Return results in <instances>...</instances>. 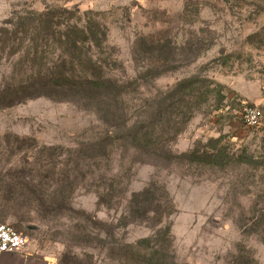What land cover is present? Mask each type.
<instances>
[{
	"label": "rangeland",
	"instance_id": "374dc122",
	"mask_svg": "<svg viewBox=\"0 0 264 264\" xmlns=\"http://www.w3.org/2000/svg\"><path fill=\"white\" fill-rule=\"evenodd\" d=\"M47 7L106 27L98 58L130 80L131 122L152 97L162 111L187 77L208 95L175 127L171 158L135 151L122 131L108 136L107 95L0 108V222L58 264H264V124L241 116L264 108V0H0V24ZM25 68L3 60L0 87ZM208 152L215 162L196 157ZM153 185L166 215L128 216L131 194ZM140 240L146 257L128 262Z\"/></svg>",
	"mask_w": 264,
	"mask_h": 264
},
{
	"label": "trees",
	"instance_id": "16d2710c",
	"mask_svg": "<svg viewBox=\"0 0 264 264\" xmlns=\"http://www.w3.org/2000/svg\"><path fill=\"white\" fill-rule=\"evenodd\" d=\"M82 18L78 11L47 7L42 11H26L0 24V64L11 58L14 65L26 66L21 74L12 76L11 81L0 87V108L37 97L96 103L107 95L108 117L113 121L108 136L122 131L124 140L130 141L135 151L165 152L171 158L169 143L175 136V127L193 116V100L202 101L208 95V91L198 86L204 80L190 76L179 81L168 90L162 111L156 109V98L152 97L146 100L140 119L131 122L122 108L130 80L112 76L98 58L106 43V27L100 23L88 25ZM159 125H164L163 138L157 136ZM215 156L208 152L196 157L215 162ZM158 199L154 185L132 193L126 203V214L145 219L155 214L160 220L167 207ZM165 229L170 231L169 227ZM142 245L141 240L128 244L125 260L137 263L138 257H146L141 254ZM150 247L148 243L147 249ZM166 257L165 252L158 250L150 255L160 263Z\"/></svg>",
	"mask_w": 264,
	"mask_h": 264
},
{
	"label": "built area",
	"instance_id": "2783aa9c",
	"mask_svg": "<svg viewBox=\"0 0 264 264\" xmlns=\"http://www.w3.org/2000/svg\"><path fill=\"white\" fill-rule=\"evenodd\" d=\"M241 116L248 125L264 124V108L245 106L241 111ZM26 243V237L14 226L0 222V254L19 251Z\"/></svg>",
	"mask_w": 264,
	"mask_h": 264
},
{
	"label": "crops",
	"instance_id": "0c3cea01",
	"mask_svg": "<svg viewBox=\"0 0 264 264\" xmlns=\"http://www.w3.org/2000/svg\"><path fill=\"white\" fill-rule=\"evenodd\" d=\"M0 264H58L54 258L34 246L26 244L16 252L0 254Z\"/></svg>",
	"mask_w": 264,
	"mask_h": 264
}]
</instances>
